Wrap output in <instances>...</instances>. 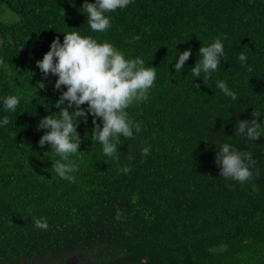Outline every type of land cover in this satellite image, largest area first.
<instances>
[{
	"label": "trees",
	"instance_id": "16d2710c",
	"mask_svg": "<svg viewBox=\"0 0 264 264\" xmlns=\"http://www.w3.org/2000/svg\"><path fill=\"white\" fill-rule=\"evenodd\" d=\"M0 3L19 16L0 24V120L10 121L0 126V264H264V133L235 136L253 111L264 128V0H132L108 13L111 27L99 33L86 24L84 0ZM72 30L156 67L148 100L127 109L141 131L120 138L119 160L91 139L92 116L81 119L75 182L52 171L59 157L38 145L37 129L66 89L54 90L56 77L42 79L36 62ZM216 37H224L218 70L194 78L199 48ZM189 48L175 72L176 52ZM8 95L21 97L14 112L4 110ZM225 142L253 154L243 184L219 175L215 155ZM41 217L47 230L34 226Z\"/></svg>",
	"mask_w": 264,
	"mask_h": 264
},
{
	"label": "clouds",
	"instance_id": "9594fccd",
	"mask_svg": "<svg viewBox=\"0 0 264 264\" xmlns=\"http://www.w3.org/2000/svg\"><path fill=\"white\" fill-rule=\"evenodd\" d=\"M130 3L132 0H95L94 3L84 0L80 9L86 17L88 28L99 33L111 27L108 13L124 9ZM223 39L224 37H216L209 45H201L198 59L190 68L194 78L198 79L203 74L204 80H209L211 74L218 70L224 54ZM176 53L174 69L175 72H181L192 52L189 48L182 53ZM238 59L244 66L247 55L241 53ZM0 64H3V60H0ZM36 67L42 74V79H47L50 74L56 77L54 90L66 89L54 104L58 112L44 116L37 124L38 130H44L38 145L41 148L49 145L50 152L59 157L51 163L52 171L61 179L75 182L73 173L78 170L79 165L72 157L84 154L78 151L81 138L77 128L81 119L87 122L89 115L93 118L91 139L102 145L105 156L119 160L118 148L122 145L120 138L131 139L134 131H141V124L130 118L127 109L135 103L148 100L149 91L156 80V67H145L141 58H126L113 44L98 42L91 35L82 36L77 30L63 34L62 43L59 36L53 39L49 50L36 62ZM247 71L252 69L249 67ZM32 75L34 74L31 73ZM37 85L38 90L45 88L43 82H38ZM216 87L232 100L237 98L236 92L231 90L225 81H217ZM20 100L19 95L4 97V110L14 112ZM83 105L87 107L83 108ZM251 115V120L237 122L235 136L246 135L250 141L261 138L264 128L259 113L253 111ZM9 122L8 116L5 115L0 120V126H7ZM46 153L49 152L44 154ZM149 153L150 146L141 148L142 156ZM255 163L251 152L241 151L226 142L216 151L215 164L220 169V177L241 184L252 178L250 169ZM130 170L127 166L121 169L124 174ZM33 223L37 229L48 228L43 217L34 218Z\"/></svg>",
	"mask_w": 264,
	"mask_h": 264
},
{
	"label": "rangeland",
	"instance_id": "374dc122",
	"mask_svg": "<svg viewBox=\"0 0 264 264\" xmlns=\"http://www.w3.org/2000/svg\"><path fill=\"white\" fill-rule=\"evenodd\" d=\"M19 19L18 14L13 12L11 9L7 7L5 4L0 3V24H9L13 22H17ZM0 40V46H1Z\"/></svg>",
	"mask_w": 264,
	"mask_h": 264
}]
</instances>
